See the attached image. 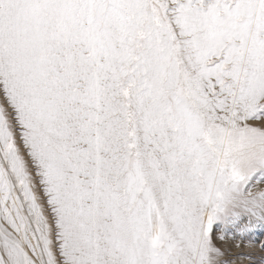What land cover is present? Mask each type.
<instances>
[{
	"label": "snow or ice",
	"instance_id": "snow-or-ice-1",
	"mask_svg": "<svg viewBox=\"0 0 264 264\" xmlns=\"http://www.w3.org/2000/svg\"><path fill=\"white\" fill-rule=\"evenodd\" d=\"M258 232L264 0H0V264H264Z\"/></svg>",
	"mask_w": 264,
	"mask_h": 264
},
{
	"label": "rangeland",
	"instance_id": "rangeland-1",
	"mask_svg": "<svg viewBox=\"0 0 264 264\" xmlns=\"http://www.w3.org/2000/svg\"><path fill=\"white\" fill-rule=\"evenodd\" d=\"M253 239H254V240H257V241H260V242H262V243H264V234L258 232V233L253 237ZM224 247L227 249V248H228V245L226 244ZM257 247L259 248V244L257 245ZM231 255H234V252H233V253H230V256H231ZM255 260H256L257 262H259V260H260V254H259V252H257V255L255 256ZM243 264H247V262H243Z\"/></svg>",
	"mask_w": 264,
	"mask_h": 264
}]
</instances>
